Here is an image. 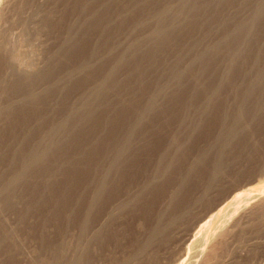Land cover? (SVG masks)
<instances>
[{
    "label": "rangeland",
    "instance_id": "obj_1",
    "mask_svg": "<svg viewBox=\"0 0 264 264\" xmlns=\"http://www.w3.org/2000/svg\"><path fill=\"white\" fill-rule=\"evenodd\" d=\"M8 4L0 264L197 261L210 218L264 186V0ZM117 143L122 176L98 195ZM263 209L209 264H264Z\"/></svg>",
    "mask_w": 264,
    "mask_h": 264
},
{
    "label": "bare ground",
    "instance_id": "obj_2",
    "mask_svg": "<svg viewBox=\"0 0 264 264\" xmlns=\"http://www.w3.org/2000/svg\"><path fill=\"white\" fill-rule=\"evenodd\" d=\"M10 1H14V0H6V4L10 5L8 4ZM7 5H4V6H7ZM2 12H3V6L0 8V15ZM151 37L155 38L156 33H152ZM6 71L13 73L14 69L12 68L11 64L8 66V70ZM22 76L25 77V75H22ZM128 149L129 148L127 144L117 143V145L112 148L110 155L108 157L106 155V158H101L100 161L98 162V165L96 168V171H97L96 172V185H97L96 188H97L98 195H102L104 191L108 189L109 186L113 187L115 179L120 178L122 176V175L120 176V174L123 169V159L126 157V152ZM38 161H39V157L34 158V160L30 161L29 165L37 166ZM259 187L260 189L257 187L259 190L257 189L256 190L250 189L248 191L246 190V192H243L241 195H238L233 200L231 199L232 202H230V204H228L222 209L220 208V210H218V212L210 218L207 225L203 226L202 230L205 232L203 234L201 233L199 234L198 239L202 243L199 246L200 249L197 250V256H198L197 261L189 262L190 258L188 259L184 257L185 259H178L175 261V263L177 262L178 264H209L210 255L212 254V252H214V249L216 248L219 240L220 239L222 240V238L227 235L228 236L231 235L235 228L242 225L252 215H254L255 213L259 212L261 209L264 208V186H259ZM209 227H214L211 233L208 231ZM154 232H155L153 235L154 239H157V238L159 239V237H161L163 233H165V232H162L161 229L157 231L155 230ZM5 240L6 239H2V241H0V252L4 256L6 255L5 251H7L5 250V248L7 249V247L5 246L8 245V244H5L7 243ZM219 243H221V241ZM0 258L2 259V257Z\"/></svg>",
    "mask_w": 264,
    "mask_h": 264
}]
</instances>
